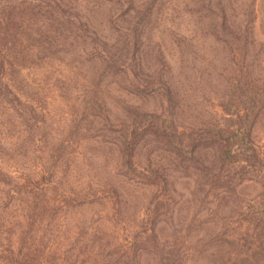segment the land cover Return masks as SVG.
Wrapping results in <instances>:
<instances>
[{
	"label": "trees",
	"instance_id": "16d2710c",
	"mask_svg": "<svg viewBox=\"0 0 264 264\" xmlns=\"http://www.w3.org/2000/svg\"><path fill=\"white\" fill-rule=\"evenodd\" d=\"M255 25L264 27V0H0V165L15 166L13 175L0 166V264H260L254 231L264 230V198L238 212L253 231L215 260L211 241L194 245L185 234L161 241L146 221L129 235L116 209L98 220L83 214L104 198L118 204L108 183L68 185L106 131L116 142L102 143L151 184L160 177L131 164L147 139L182 160L210 140L220 144L221 163L263 165L240 121L253 119L263 100L243 63ZM211 40L229 60L218 105L226 118L179 129L168 71L144 72L142 54L156 47L158 55L175 49L184 57L200 50L194 42ZM123 92L163 95L167 109L141 113L120 99Z\"/></svg>",
	"mask_w": 264,
	"mask_h": 264
},
{
	"label": "rangeland",
	"instance_id": "374dc122",
	"mask_svg": "<svg viewBox=\"0 0 264 264\" xmlns=\"http://www.w3.org/2000/svg\"><path fill=\"white\" fill-rule=\"evenodd\" d=\"M251 38L243 63L248 79L261 91L263 100L253 119L240 121L247 130L250 144L264 161V27L255 25ZM193 44L200 50L188 52L184 57L175 49L158 55L157 48L150 47L141 58L144 72L168 71L173 95L172 120L179 129L197 130L206 123L226 118L218 107L225 92L224 77L229 64L226 47L212 40ZM162 98L163 95L133 96L125 92L120 97L127 105L137 106L141 113L155 114L167 109ZM114 110L117 117L122 118V113ZM120 120L123 119H108L116 124ZM115 137L117 135L109 131L100 133L88 160H79L68 175V185L75 190L86 185L102 189V184L108 183L118 202L113 204V198H104L85 207L83 214L98 220L113 216L116 209L129 235L146 221L154 227L161 241L170 240L176 234L179 237L185 234V240L194 245L211 241L213 246L209 253L215 260L224 251L236 249L237 238L244 230L248 229L247 234L253 231L251 225L239 222L238 212L248 203L256 204L264 198V164L221 163L220 144L210 140L203 141L188 160H182L165 150L161 143L147 139L136 146L131 164L137 171H152L160 177L151 184L148 178L133 174L122 164L116 146L102 143L107 139L116 142ZM0 166L5 174L13 175L12 160ZM155 202H159L157 210H153ZM8 210L10 212V207ZM254 232L264 251V230ZM211 237L215 240H210ZM260 264H264V260Z\"/></svg>",
	"mask_w": 264,
	"mask_h": 264
}]
</instances>
